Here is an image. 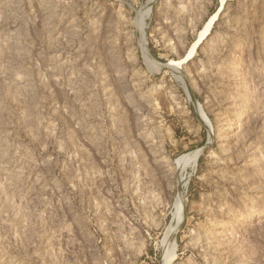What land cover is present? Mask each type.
<instances>
[{
  "label": "rangeland",
  "instance_id": "1",
  "mask_svg": "<svg viewBox=\"0 0 264 264\" xmlns=\"http://www.w3.org/2000/svg\"><path fill=\"white\" fill-rule=\"evenodd\" d=\"M169 258L264 264V0H0V264Z\"/></svg>",
  "mask_w": 264,
  "mask_h": 264
},
{
  "label": "bare ground",
  "instance_id": "2",
  "mask_svg": "<svg viewBox=\"0 0 264 264\" xmlns=\"http://www.w3.org/2000/svg\"><path fill=\"white\" fill-rule=\"evenodd\" d=\"M221 1V3L223 4L224 2H225V0H220ZM219 11L220 10H218L216 13H214L207 21H206V23L204 24V27L202 28V30L199 32V35H198V39L194 42V44L192 45V47H191V49H190V51H189V55H188V57H191L192 55H193V53L195 52V50H196V48H197V46H198V43H200L204 38H206V36L208 35V33L210 32V30H211V28H212V26H213V24H214V22H215V20H216V18H217V16H218V13H219ZM148 54V53H147ZM146 54V55H147ZM148 57H150V56H148ZM151 59V58H150ZM184 59H181V60H179V61H176V62H171V64L170 65H172L173 67L174 66H178V64L180 65V62H182ZM166 65H168V63L166 64ZM169 66V65H168ZM190 155H193V156H195V160H196V158H197V155H198V152H195V153H193V154H186L185 153V155H182L181 157H179L177 160L179 161V162H182L181 160H183V159H185L186 157H189ZM192 158V157H191ZM190 160V159H189ZM193 163V162H192ZM178 210L180 211L179 212V220H178V218H177V220L180 222L181 220H182V211H183V204H182V200H180V201H178ZM178 224V223H177ZM180 224V223H179ZM174 225H176V224H174ZM171 228V227H170ZM169 228V229H170ZM168 229V230H169ZM173 230V229H172ZM170 232V231H169ZM167 233H168V231H167ZM166 233V234H167ZM171 235V234H170ZM167 236V235H166ZM176 236V235H175ZM165 241V240H164ZM169 243V242H168ZM176 246V245H175ZM167 247H169V246H167ZM166 247V248H167ZM172 248V247H171ZM169 251V250H168ZM174 252H175V250H174ZM170 256V255H169ZM172 256V255H171ZM165 259L167 258V257H164ZM170 261H171V258H169L168 259V261H167V263H170ZM165 262V261H164ZM166 263V264H167ZM171 264V263H170Z\"/></svg>",
  "mask_w": 264,
  "mask_h": 264
},
{
  "label": "water",
  "instance_id": "3",
  "mask_svg": "<svg viewBox=\"0 0 264 264\" xmlns=\"http://www.w3.org/2000/svg\"><path fill=\"white\" fill-rule=\"evenodd\" d=\"M223 7H224V6L222 5L221 10L223 9ZM221 10H220V12H221Z\"/></svg>",
  "mask_w": 264,
  "mask_h": 264
}]
</instances>
